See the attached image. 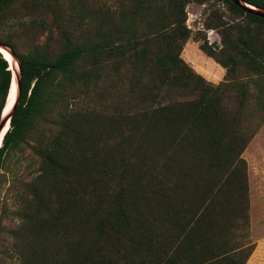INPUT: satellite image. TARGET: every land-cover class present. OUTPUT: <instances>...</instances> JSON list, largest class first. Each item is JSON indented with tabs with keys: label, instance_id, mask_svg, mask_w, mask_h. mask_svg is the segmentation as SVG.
Segmentation results:
<instances>
[{
	"label": "trees",
	"instance_id": "16d2710c",
	"mask_svg": "<svg viewBox=\"0 0 264 264\" xmlns=\"http://www.w3.org/2000/svg\"><path fill=\"white\" fill-rule=\"evenodd\" d=\"M206 1L75 15L67 0H0V46L19 63L0 168L24 145L38 160L18 222L0 224L15 264H245L242 152L264 122V16L214 0L225 10L204 20L209 43L186 25V5ZM194 43L205 65L183 55ZM11 79L0 52V122Z\"/></svg>",
	"mask_w": 264,
	"mask_h": 264
},
{
	"label": "rangeland",
	"instance_id": "374dc122",
	"mask_svg": "<svg viewBox=\"0 0 264 264\" xmlns=\"http://www.w3.org/2000/svg\"><path fill=\"white\" fill-rule=\"evenodd\" d=\"M213 1L208 0L203 4L189 2L186 5V25L191 34L205 31L203 23L212 5L213 7L218 6L223 11L225 10L222 3L217 4L215 1L212 3ZM112 2L113 0H67L66 4L71 14L79 15L82 6L91 8L97 3L110 5ZM225 18H230L227 11L225 12ZM205 36L209 43L220 45L219 36L216 33H210L206 30ZM27 41V38H23L18 42L17 48L21 53L27 49ZM193 46L187 44L183 55L185 54L189 60L191 58L193 62L205 65L195 56L194 52H196L197 45L194 43ZM13 64L14 69L11 71H15L16 68L15 62ZM215 76H217L216 79L208 78V80L218 82L223 77L222 71L217 72ZM242 157L246 162L248 179L250 237L251 241L255 243L257 239L264 236V122L246 145ZM37 166L36 156L27 145H24L19 151H11L0 168V224L5 230H10L18 222L13 212L19 208L20 198L27 191L25 185L32 179ZM257 259L258 256L254 255L251 264H257ZM0 264H15V254L11 249L9 234L2 231L1 228Z\"/></svg>",
	"mask_w": 264,
	"mask_h": 264
},
{
	"label": "bare ground",
	"instance_id": "6f19581e",
	"mask_svg": "<svg viewBox=\"0 0 264 264\" xmlns=\"http://www.w3.org/2000/svg\"><path fill=\"white\" fill-rule=\"evenodd\" d=\"M0 50H2L1 51L2 55H4V58L8 61L9 68L11 70L14 69V64H13L14 62H13V59L10 56V54L1 47H0ZM12 64H13V67H12ZM15 66H16L15 71H12V79H11L10 89H9V93L7 96L6 105L3 108V113H6L10 109V107H11V105L14 102L15 97H16V76H17V65H16V63H15ZM7 127H8V123L6 122V124L4 125V127L2 128V130L0 132V144H1L2 135L6 131Z\"/></svg>",
	"mask_w": 264,
	"mask_h": 264
},
{
	"label": "water",
	"instance_id": "95a60500",
	"mask_svg": "<svg viewBox=\"0 0 264 264\" xmlns=\"http://www.w3.org/2000/svg\"><path fill=\"white\" fill-rule=\"evenodd\" d=\"M233 1H234L235 3H237L238 5H242V6H244L245 8L251 10L253 13H257V14H259V15H261V16H264V10H258V9H255L254 7L249 6V5H247V4L243 3V2H241L240 0H233ZM0 47L3 48L2 46H0ZM3 49L6 50V51L10 54V56L12 57L11 53H10L6 48H3ZM0 52H1V51H0ZM1 54H2V52H1ZM3 57H4V55H3ZM12 59L14 60L13 57H12ZM14 62H15L16 65H17V72H18V70H19V63H18L17 61H15V60H14ZM17 86H18V81H17V76H16V87H17ZM9 89H10V87H9ZM8 93H9V90H8ZM8 93H7V96H8ZM6 98H7V97H6ZM5 103H6V101H5ZM13 103H14V102H13ZM13 103H12V105H13ZM12 105H11V107H12ZM11 107H10V109H11ZM10 109H9L6 113H3V114H2L1 122H0V132H1L2 128L4 127V125L6 124V122H8L7 120H8V117H9Z\"/></svg>",
	"mask_w": 264,
	"mask_h": 264
},
{
	"label": "crops",
	"instance_id": "0c3cea01",
	"mask_svg": "<svg viewBox=\"0 0 264 264\" xmlns=\"http://www.w3.org/2000/svg\"><path fill=\"white\" fill-rule=\"evenodd\" d=\"M253 244V250L247 258L245 264H251V260L254 255L258 256L257 264H264V236L257 239L255 243L253 242Z\"/></svg>",
	"mask_w": 264,
	"mask_h": 264
},
{
	"label": "clouds",
	"instance_id": "9594fccd",
	"mask_svg": "<svg viewBox=\"0 0 264 264\" xmlns=\"http://www.w3.org/2000/svg\"><path fill=\"white\" fill-rule=\"evenodd\" d=\"M2 114H3V112H2ZM8 121V120H7ZM9 126V125H8Z\"/></svg>",
	"mask_w": 264,
	"mask_h": 264
},
{
	"label": "snow or ice",
	"instance_id": "6c2138e0",
	"mask_svg": "<svg viewBox=\"0 0 264 264\" xmlns=\"http://www.w3.org/2000/svg\"><path fill=\"white\" fill-rule=\"evenodd\" d=\"M0 51H2V50H0Z\"/></svg>",
	"mask_w": 264,
	"mask_h": 264
}]
</instances>
